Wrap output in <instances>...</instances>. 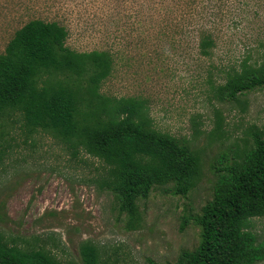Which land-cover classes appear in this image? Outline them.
<instances>
[{
    "label": "rangeland",
    "instance_id": "rangeland-1",
    "mask_svg": "<svg viewBox=\"0 0 264 264\" xmlns=\"http://www.w3.org/2000/svg\"><path fill=\"white\" fill-rule=\"evenodd\" d=\"M33 20L64 26L74 51L109 52L113 71L101 92L143 100L154 128L200 153L202 176L185 197L167 185L139 200L138 227L130 229L102 186L103 161L75 154L50 133L30 134L20 116L10 117L0 121V233L64 264H83L87 240L101 264H175L199 245L193 217L213 198L216 167L264 131V88L238 101L218 94L229 73L264 59V0H0V54ZM205 36L215 43L210 57L200 53ZM253 231L264 242V218Z\"/></svg>",
    "mask_w": 264,
    "mask_h": 264
},
{
    "label": "trees",
    "instance_id": "trees-1",
    "mask_svg": "<svg viewBox=\"0 0 264 264\" xmlns=\"http://www.w3.org/2000/svg\"><path fill=\"white\" fill-rule=\"evenodd\" d=\"M68 30L56 22L33 20L16 31L0 54V121L20 116L30 134L46 132L103 161L108 172L102 186L114 193L129 228L138 227V201L158 187L172 185L187 196L202 176L200 153L169 133L154 128L146 103L136 97H110L101 92L112 75L107 51L77 52L66 45ZM210 36L200 53L210 57ZM264 88V59L244 62L218 87L220 99ZM219 129V127L217 128ZM250 148L216 167L213 198L193 217L200 242L183 251L175 264L264 263V242L253 231L264 218V131L252 133ZM5 151L0 144V165ZM222 161H227L226 154ZM187 220L185 221V223ZM83 264H101L98 247L80 245ZM0 264H64L51 252L11 245L0 233ZM150 264H157L150 261Z\"/></svg>",
    "mask_w": 264,
    "mask_h": 264
}]
</instances>
